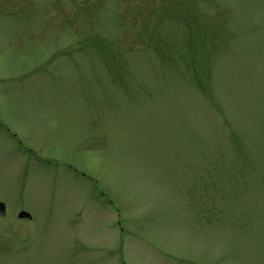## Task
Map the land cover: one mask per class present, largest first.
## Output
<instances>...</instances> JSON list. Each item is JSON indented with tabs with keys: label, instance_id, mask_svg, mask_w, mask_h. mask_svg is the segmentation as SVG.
Instances as JSON below:
<instances>
[{
	"label": "rangeland",
	"instance_id": "374dc122",
	"mask_svg": "<svg viewBox=\"0 0 264 264\" xmlns=\"http://www.w3.org/2000/svg\"><path fill=\"white\" fill-rule=\"evenodd\" d=\"M0 202V264H264V0H0Z\"/></svg>",
	"mask_w": 264,
	"mask_h": 264
},
{
	"label": "water",
	"instance_id": "95a60500",
	"mask_svg": "<svg viewBox=\"0 0 264 264\" xmlns=\"http://www.w3.org/2000/svg\"><path fill=\"white\" fill-rule=\"evenodd\" d=\"M3 210H4V204L0 202V212H2ZM17 217L18 218H30V214L24 210H20L17 213Z\"/></svg>",
	"mask_w": 264,
	"mask_h": 264
}]
</instances>
